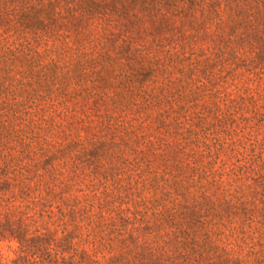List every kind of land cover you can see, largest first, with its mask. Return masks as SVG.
Here are the masks:
<instances>
[{"label":"trees","instance_id":"obj_1","mask_svg":"<svg viewBox=\"0 0 264 264\" xmlns=\"http://www.w3.org/2000/svg\"><path fill=\"white\" fill-rule=\"evenodd\" d=\"M0 264H264V0H0Z\"/></svg>","mask_w":264,"mask_h":264},{"label":"rangeland","instance_id":"obj_2","mask_svg":"<svg viewBox=\"0 0 264 264\" xmlns=\"http://www.w3.org/2000/svg\"><path fill=\"white\" fill-rule=\"evenodd\" d=\"M10 245L14 248H16V245L9 244L7 242H0V251L4 255V257H7L9 260L16 259V254L14 253L13 249L10 248Z\"/></svg>","mask_w":264,"mask_h":264}]
</instances>
